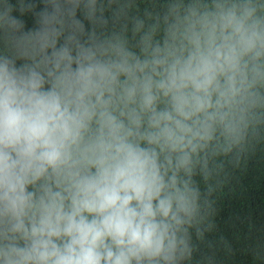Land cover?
Returning <instances> with one entry per match:
<instances>
[{
	"label": "clouds",
	"instance_id": "1",
	"mask_svg": "<svg viewBox=\"0 0 264 264\" xmlns=\"http://www.w3.org/2000/svg\"><path fill=\"white\" fill-rule=\"evenodd\" d=\"M260 7L190 5L139 55L120 0H0V264L190 260L194 176L264 123Z\"/></svg>",
	"mask_w": 264,
	"mask_h": 264
},
{
	"label": "trees",
	"instance_id": "2",
	"mask_svg": "<svg viewBox=\"0 0 264 264\" xmlns=\"http://www.w3.org/2000/svg\"><path fill=\"white\" fill-rule=\"evenodd\" d=\"M11 2L16 4L17 0ZM242 2L227 0L229 4ZM254 2L261 6L258 15L264 16V0ZM120 4L123 14L118 21H110L105 32L120 33L132 51L143 55L144 33L151 31L152 43L163 44L166 30L183 18L188 6L200 12L212 10L214 0H120ZM13 14L19 16L16 11ZM20 18L25 30L34 26L32 14ZM135 18L144 21L139 33L133 32ZM4 50L0 34V53ZM212 168L213 175L207 182L199 174L194 176L208 210L201 225L202 235L192 230L193 252L185 264H264V123L250 132L240 149L215 157Z\"/></svg>",
	"mask_w": 264,
	"mask_h": 264
}]
</instances>
